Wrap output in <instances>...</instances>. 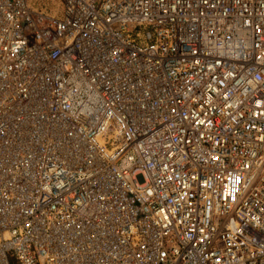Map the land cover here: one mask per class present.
<instances>
[{
  "label": "built area",
  "instance_id": "built-area-1",
  "mask_svg": "<svg viewBox=\"0 0 264 264\" xmlns=\"http://www.w3.org/2000/svg\"><path fill=\"white\" fill-rule=\"evenodd\" d=\"M0 264H264V0H0Z\"/></svg>",
  "mask_w": 264,
  "mask_h": 264
},
{
  "label": "rangeland",
  "instance_id": "rangeland-1",
  "mask_svg": "<svg viewBox=\"0 0 264 264\" xmlns=\"http://www.w3.org/2000/svg\"><path fill=\"white\" fill-rule=\"evenodd\" d=\"M37 6L46 14L59 17L63 12V0H35Z\"/></svg>",
  "mask_w": 264,
  "mask_h": 264
}]
</instances>
